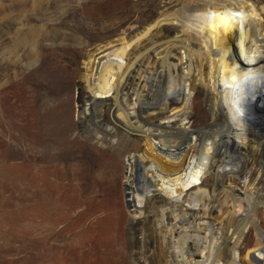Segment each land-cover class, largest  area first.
Here are the masks:
<instances>
[{"label":"rangeland","instance_id":"1","mask_svg":"<svg viewBox=\"0 0 264 264\" xmlns=\"http://www.w3.org/2000/svg\"><path fill=\"white\" fill-rule=\"evenodd\" d=\"M217 1L0 0V264H173V234L166 230L180 204H187L172 203L180 187L172 165L178 138H143L132 131L135 125L121 122L113 112L111 117L123 129L117 130L114 141L106 137L102 144L94 138L102 119L96 111L113 101L112 93L104 96L110 82L129 78L135 56L145 54V48L164 35L186 57L192 55L195 68L199 64L193 59H203L199 67L204 87L191 94L177 91L170 98L175 127L193 131L210 122L205 89L216 77L218 42L225 39L227 49L237 51L242 25L264 29V0H245V14L234 24L207 25L214 16L210 6ZM187 13L197 14L195 24L162 20ZM36 21L52 24L63 33V41L38 46L37 61L28 66L31 44L24 39L18 43L16 32ZM165 46L170 43L160 48ZM249 51L256 55V46ZM249 64L250 74L254 61ZM243 74L233 75L232 81ZM245 127L253 134L264 124ZM235 140L248 144L247 139ZM242 146H229L224 160L228 168L243 156L249 159L232 183L243 197L244 190H254L256 166L250 164L252 145ZM156 151L165 155L164 164L156 171L144 169L142 163ZM213 173H205L199 185L209 189ZM194 189L191 185L188 192ZM258 206L238 248L240 264H252L254 248L264 238V205ZM162 207L160 219L157 211ZM245 210L244 204L234 211L236 219ZM195 217L196 223L214 220ZM225 260L222 254L218 264Z\"/></svg>","mask_w":264,"mask_h":264},{"label":"bare ground","instance_id":"2","mask_svg":"<svg viewBox=\"0 0 264 264\" xmlns=\"http://www.w3.org/2000/svg\"><path fill=\"white\" fill-rule=\"evenodd\" d=\"M45 2L47 4L49 0ZM244 2L245 0L217 1L210 6V12H213L215 17L213 16L207 25L218 22L236 23L245 14ZM183 16L185 18L165 16L162 20L168 23L173 20L171 22L173 24H195L193 19L197 14L187 13ZM21 22L16 21L18 27L23 26ZM240 29L242 33L238 38L239 42L237 41L239 46L237 51L227 49L228 41L222 39L218 42L220 50L214 53L216 77L214 83L205 89L207 115L211 119L207 124L193 131H181L175 127L169 115L168 105L172 95L177 91L191 94L198 90V87H204L205 76L201 70L202 66L199 67L203 63L202 57L198 55L193 59L199 64L198 68H195L191 62L192 55L190 58L186 57L178 49V44L166 40L164 35L156 37L145 48L147 51L145 54L135 56L131 66L135 65V68L130 69L129 78H125L122 83L119 82V78L110 82L104 96L112 93L113 101L103 109L101 103L100 109L96 111L97 118L102 119L97 121L99 126L95 127L94 138L101 140L102 144V139L106 137L109 140L113 138L112 141L116 139L117 130L123 129L121 122L135 125L132 131L143 138L158 135L178 138L172 165L180 187L172 203L174 206L180 201L187 204H180L173 216L174 223L166 230L167 233L173 234L170 240L173 264H218L222 254L226 258L223 264H240L238 248L245 236L244 232H247L244 230L255 221L260 209L258 205L261 207L264 205V129L259 128L264 124V76H259V73L264 74V29L255 31L248 25H242ZM16 34L21 37L17 38L18 43L24 39L31 44L33 53L28 66L37 61L38 46H51L63 41V33L57 32L54 26L47 22L27 23L25 29L17 31ZM168 43L170 46L160 48ZM128 44L127 40L124 45L125 52ZM255 46L256 55L249 51L250 47ZM157 55L159 57H156ZM252 61L255 69L249 74L246 65ZM241 71L245 73L240 76L241 79L232 81L233 75H238ZM245 75L249 77V81L244 80ZM113 112L121 122L111 117ZM254 121L256 123H253ZM252 125L259 126L257 128L260 131L250 133L249 128L245 126ZM239 137L242 140L247 139V145H252L249 146L251 152L249 157L252 161L250 164L256 166V177L251 179L254 190L252 192L244 190L243 197L232 187V183L246 168L249 159L243 156L244 159L231 164L232 166L228 168L224 160L227 149L232 144L236 147L247 146L243 141L240 143L235 140ZM205 139L210 143H199ZM214 149L218 151L223 149V152H213ZM160 151H156L142 163L144 169L149 171L160 169L165 156ZM208 171H214V177L210 188L205 189L199 185V179ZM247 173L252 176V168ZM225 178L229 180L227 185L224 184ZM191 185L195 186V189L188 192ZM244 204L245 215L236 219L235 213ZM198 207L202 209L198 210ZM164 212L165 208L162 207L160 210L158 208L157 215L160 219H163ZM195 215L200 219L212 216L214 220L210 218L196 223ZM228 235L232 236L231 240ZM257 262L264 263V238L259 240L254 248L252 264Z\"/></svg>","mask_w":264,"mask_h":264},{"label":"water","instance_id":"3","mask_svg":"<svg viewBox=\"0 0 264 264\" xmlns=\"http://www.w3.org/2000/svg\"><path fill=\"white\" fill-rule=\"evenodd\" d=\"M135 178H136V181H138L140 179L138 174L135 175Z\"/></svg>","mask_w":264,"mask_h":264}]
</instances>
